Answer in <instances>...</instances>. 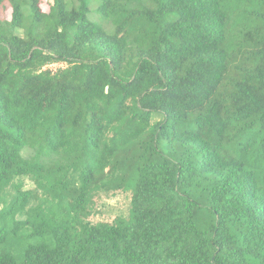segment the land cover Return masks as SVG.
I'll use <instances>...</instances> for the list:
<instances>
[{
    "label": "trees",
    "instance_id": "trees-1",
    "mask_svg": "<svg viewBox=\"0 0 264 264\" xmlns=\"http://www.w3.org/2000/svg\"><path fill=\"white\" fill-rule=\"evenodd\" d=\"M40 2L0 0V264H264V0Z\"/></svg>",
    "mask_w": 264,
    "mask_h": 264
},
{
    "label": "rangeland",
    "instance_id": "rangeland-1",
    "mask_svg": "<svg viewBox=\"0 0 264 264\" xmlns=\"http://www.w3.org/2000/svg\"><path fill=\"white\" fill-rule=\"evenodd\" d=\"M52 3V0H41L40 7L41 9L48 11V7ZM5 17H10V9L2 11ZM59 64L54 63L52 66L57 67ZM37 148L26 147L23 152L25 158H32L37 154ZM42 162H46V159L43 156L39 157ZM33 183L25 178L23 181V190L33 189ZM130 192L129 191H115L111 193H100L93 197V213L88 217L87 220L92 223L98 222H113L117 217H127L129 214L130 208ZM32 202H30L31 204ZM29 204V205H30ZM28 205V206H29ZM27 206V207H28Z\"/></svg>",
    "mask_w": 264,
    "mask_h": 264
},
{
    "label": "built area",
    "instance_id": "built-area-1",
    "mask_svg": "<svg viewBox=\"0 0 264 264\" xmlns=\"http://www.w3.org/2000/svg\"><path fill=\"white\" fill-rule=\"evenodd\" d=\"M52 66H53V64L50 65V67H52ZM55 67H56V66H55ZM55 67H53V68H55Z\"/></svg>",
    "mask_w": 264,
    "mask_h": 264
}]
</instances>
